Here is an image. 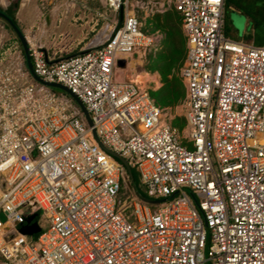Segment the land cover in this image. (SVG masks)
Listing matches in <instances>:
<instances>
[{"label":"built area","instance_id":"1","mask_svg":"<svg viewBox=\"0 0 264 264\" xmlns=\"http://www.w3.org/2000/svg\"><path fill=\"white\" fill-rule=\"evenodd\" d=\"M102 1L123 15L101 45L57 60L26 39L33 73L91 125L32 78L18 39L0 45V264H264V43L224 35V0H174L181 138L147 89L115 80L154 38L127 0Z\"/></svg>","mask_w":264,"mask_h":264},{"label":"rangeland","instance_id":"2","mask_svg":"<svg viewBox=\"0 0 264 264\" xmlns=\"http://www.w3.org/2000/svg\"><path fill=\"white\" fill-rule=\"evenodd\" d=\"M0 1V5L4 8L12 2L17 3L15 7L17 11L22 2V29H20L31 44L41 46L51 59H59L82 51L83 45L91 40L99 29L108 36L123 15V12H115L104 6L102 0ZM127 10L137 16L142 29L153 36L154 44L140 57L134 56L128 59L123 66L118 64L115 68V80L122 81L129 75L127 79L134 81L138 86L148 91H157L161 88L162 82L159 72L154 70V62L164 50L162 42L165 33L161 26L167 12L174 10V0H127ZM234 12L236 15L230 11L227 13L232 15L238 27L243 28L246 23L245 13ZM14 39L17 40V37L12 29H8L0 21V45ZM181 68L178 74L184 87ZM136 75L143 78L136 81L134 78ZM161 110L165 119L169 120L171 126L183 138L186 135L185 96L175 107L161 108Z\"/></svg>","mask_w":264,"mask_h":264},{"label":"trees","instance_id":"3","mask_svg":"<svg viewBox=\"0 0 264 264\" xmlns=\"http://www.w3.org/2000/svg\"><path fill=\"white\" fill-rule=\"evenodd\" d=\"M0 11H3L8 17L17 23L16 12L14 3H10L7 7L0 5ZM8 29H11L7 23L0 19ZM120 21L116 28L121 26ZM182 18L181 15L174 9L167 12L163 19V25L161 26L165 39L163 40V53L154 62V70L158 71L161 76L162 86L157 91H148L150 97L160 108H173L183 100L185 96V90L181 79L179 77V69L183 65L186 55V37L182 31ZM85 51L75 52L57 60L70 58ZM131 182L136 188L137 194L146 198L144 191L139 186L138 174L135 170H131ZM28 218H32L31 222H35L39 218V212H35ZM36 235H34L35 237Z\"/></svg>","mask_w":264,"mask_h":264},{"label":"crops","instance_id":"4","mask_svg":"<svg viewBox=\"0 0 264 264\" xmlns=\"http://www.w3.org/2000/svg\"><path fill=\"white\" fill-rule=\"evenodd\" d=\"M5 1V0H3ZM1 4V1H0ZM246 15V23L243 28L237 26L234 22L232 15L227 12ZM16 19L19 27L22 29V2L19 4V8L16 14ZM223 33L225 36L242 41L251 45L259 46L264 43V0H224L223 7ZM107 35L105 32L98 30V33L94 37L85 43L82 51H87L92 47L101 45ZM81 52V51H80ZM133 58V57H132ZM131 59V58H128ZM127 59V60H128ZM126 60V61H127ZM124 60L119 61V65H124ZM117 71V70H116ZM114 72V78H115ZM129 75L126 76V79ZM129 80V79H128Z\"/></svg>","mask_w":264,"mask_h":264},{"label":"water","instance_id":"5","mask_svg":"<svg viewBox=\"0 0 264 264\" xmlns=\"http://www.w3.org/2000/svg\"><path fill=\"white\" fill-rule=\"evenodd\" d=\"M14 7H17V3L14 4ZM0 19H2L5 23H7L9 25V27L12 29V31L15 33L17 39L19 40V42L21 44V47H22V50H23V53H24V56H25V61H26V66H27L28 72L32 76V78L35 81L39 82V83H42V84H44V85H46V86H48L50 88L59 90V91H61L63 93L68 94L69 96H71L74 99V101L76 102V104L79 106V108L81 109V111L83 112L87 123L89 125H91L90 118H89L88 113L85 110L84 106L80 103V101L77 99V97H75L73 94L70 93V91L66 87H64V86H62L60 84H56V83H47V82H44L43 80H41L39 77H37L33 73L32 63H31V60H30V57H29V53H28V45H27L26 37L24 36L22 30L17 25V23L14 20H12L10 17H8L3 11H0ZM112 155L115 158H117L125 166L126 171L128 173V176L131 179V170L127 166L125 160L122 159L121 157H119L118 155L114 154V153H112ZM143 199L145 201H147V202H153V201H150V200L145 199V198H143ZM31 220H32V218H28L27 219V222H30ZM38 231H39V227H38V225H37L36 222H33L30 226H26V227H23L21 229V232L23 234H27V235H34Z\"/></svg>","mask_w":264,"mask_h":264},{"label":"bare ground","instance_id":"6","mask_svg":"<svg viewBox=\"0 0 264 264\" xmlns=\"http://www.w3.org/2000/svg\"><path fill=\"white\" fill-rule=\"evenodd\" d=\"M132 64H130V66H131ZM130 69V68H129ZM134 78H135V80L136 81H139V79H141V78H143L142 76H139V75H136V76H134ZM141 81V80H140Z\"/></svg>","mask_w":264,"mask_h":264}]
</instances>
